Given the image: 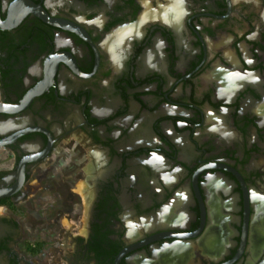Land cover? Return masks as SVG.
I'll return each mask as SVG.
<instances>
[{
  "label": "flooded vegetation",
  "instance_id": "af4514ba",
  "mask_svg": "<svg viewBox=\"0 0 264 264\" xmlns=\"http://www.w3.org/2000/svg\"><path fill=\"white\" fill-rule=\"evenodd\" d=\"M0 150V264H264V0H0ZM52 156L83 233L12 210Z\"/></svg>",
  "mask_w": 264,
  "mask_h": 264
},
{
  "label": "rangeland",
  "instance_id": "374dc122",
  "mask_svg": "<svg viewBox=\"0 0 264 264\" xmlns=\"http://www.w3.org/2000/svg\"><path fill=\"white\" fill-rule=\"evenodd\" d=\"M76 145L73 144L72 147L68 145V148L70 151H76V148L81 150L80 146L76 147ZM64 146L62 143L63 148ZM52 157L46 164L41 165L38 172L32 176V179H36L33 182L35 184L34 187L30 190V193L32 192L34 196H28L27 202L12 210H18L23 214L25 220H22L21 226L27 231L40 232V230H43V226H47L46 222L49 219L54 220L53 218H56L62 219L61 223L64 230H73L75 228L83 233L87 224L86 204L88 202L84 182L76 180L77 178L79 179V175L73 176L72 179L70 178L72 173L76 174V164H73V170H70L72 168L70 165H62L65 160L62 158L59 161L60 165L57 164L52 168L50 161L57 160L54 156ZM74 183L76 185H73ZM39 187L41 188L40 193L35 196L34 193L38 192L36 189ZM71 188L74 189V192L70 191ZM44 245H46L45 242L41 241L39 244L40 249L37 252Z\"/></svg>",
  "mask_w": 264,
  "mask_h": 264
},
{
  "label": "crops",
  "instance_id": "0c3cea01",
  "mask_svg": "<svg viewBox=\"0 0 264 264\" xmlns=\"http://www.w3.org/2000/svg\"><path fill=\"white\" fill-rule=\"evenodd\" d=\"M10 157L9 154H7V152H5L4 150H0V169L4 168V167H8L10 165ZM36 235H40L38 237L43 236V232L40 234H36Z\"/></svg>",
  "mask_w": 264,
  "mask_h": 264
},
{
  "label": "bare ground",
  "instance_id": "6f19581e",
  "mask_svg": "<svg viewBox=\"0 0 264 264\" xmlns=\"http://www.w3.org/2000/svg\"><path fill=\"white\" fill-rule=\"evenodd\" d=\"M79 193H81V192H79ZM181 199H183V196L182 195H180L179 197H178V200L180 201ZM179 203H181V202H179ZM215 216V215H214ZM164 219V218H163ZM176 219H177V217H176ZM213 220V219H212ZM173 221V220H172ZM214 221V220H213ZM216 224H218V222L216 223ZM183 253H186V250L184 249L183 251H182Z\"/></svg>",
  "mask_w": 264,
  "mask_h": 264
}]
</instances>
